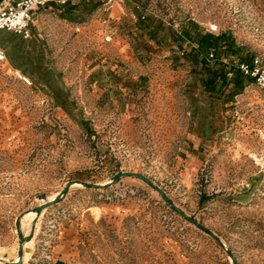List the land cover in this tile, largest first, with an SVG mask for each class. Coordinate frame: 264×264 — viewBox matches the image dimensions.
Segmentation results:
<instances>
[{
    "label": "rangeland",
    "instance_id": "obj_1",
    "mask_svg": "<svg viewBox=\"0 0 264 264\" xmlns=\"http://www.w3.org/2000/svg\"><path fill=\"white\" fill-rule=\"evenodd\" d=\"M31 30L0 64V264H264V87L242 69L264 74V0H75Z\"/></svg>",
    "mask_w": 264,
    "mask_h": 264
},
{
    "label": "built area",
    "instance_id": "obj_2",
    "mask_svg": "<svg viewBox=\"0 0 264 264\" xmlns=\"http://www.w3.org/2000/svg\"><path fill=\"white\" fill-rule=\"evenodd\" d=\"M115 0H105L107 4ZM75 0H0V32L9 31L19 35L23 39H30L33 36L31 23L34 19L35 11L50 4L59 6L73 5ZM39 37L41 35L37 34ZM111 37L105 36V40L109 41ZM6 60L5 50L0 48V64ZM245 73H251L256 76L257 83L264 87V74L258 73V69H249L242 67ZM15 75L24 82L30 84L29 79L15 70Z\"/></svg>",
    "mask_w": 264,
    "mask_h": 264
},
{
    "label": "water",
    "instance_id": "obj_3",
    "mask_svg": "<svg viewBox=\"0 0 264 264\" xmlns=\"http://www.w3.org/2000/svg\"><path fill=\"white\" fill-rule=\"evenodd\" d=\"M123 175H135V176L140 177V175L135 174V173L122 172V173H119L118 175H116L114 177V181H117L119 179V177H121ZM83 185H85V186H101L100 184H95V183L91 184V183H87V182H84ZM68 187H69V185H65L61 189V191L54 198L49 199V200L45 201L44 203H42V204L38 205L37 207H35L33 211L35 212L36 217L38 218L39 213L43 209H45V208L49 207L50 205L54 204L58 200L59 197L63 196L66 193ZM34 226H35V223L32 224V229H33ZM22 256H23V254H22V245H20L19 249H18V260L11 261V262H8V263H2V264H18L22 260Z\"/></svg>",
    "mask_w": 264,
    "mask_h": 264
},
{
    "label": "crops",
    "instance_id": "obj_4",
    "mask_svg": "<svg viewBox=\"0 0 264 264\" xmlns=\"http://www.w3.org/2000/svg\"><path fill=\"white\" fill-rule=\"evenodd\" d=\"M32 33H33V31H32ZM33 34H35V32ZM12 37H17V38L23 39L19 35H16V34H14L12 32H9V31H1L0 32V48L3 49V50H5V45H8L9 42H11V40H12L11 38ZM5 52H6V50H5Z\"/></svg>",
    "mask_w": 264,
    "mask_h": 264
},
{
    "label": "trees",
    "instance_id": "obj_5",
    "mask_svg": "<svg viewBox=\"0 0 264 264\" xmlns=\"http://www.w3.org/2000/svg\"><path fill=\"white\" fill-rule=\"evenodd\" d=\"M70 6V5H68ZM207 36H211V35H206V36H202L201 37V40H200V49L201 51H207L209 48H214V49H217L213 44H215L212 40L210 39H207L206 40V37ZM212 75V74H211ZM214 75H217L216 72H214ZM214 77V76H213Z\"/></svg>",
    "mask_w": 264,
    "mask_h": 264
},
{
    "label": "bare ground",
    "instance_id": "obj_6",
    "mask_svg": "<svg viewBox=\"0 0 264 264\" xmlns=\"http://www.w3.org/2000/svg\"><path fill=\"white\" fill-rule=\"evenodd\" d=\"M33 215V214H32ZM34 215H36L35 213H34ZM25 246V245H24ZM25 252V251H24ZM24 258V253H23V256H22V259Z\"/></svg>",
    "mask_w": 264,
    "mask_h": 264
}]
</instances>
